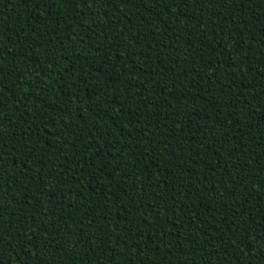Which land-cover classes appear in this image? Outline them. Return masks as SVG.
<instances>
[{
	"label": "trees",
	"instance_id": "obj_1",
	"mask_svg": "<svg viewBox=\"0 0 264 264\" xmlns=\"http://www.w3.org/2000/svg\"><path fill=\"white\" fill-rule=\"evenodd\" d=\"M0 264H264V0H0Z\"/></svg>",
	"mask_w": 264,
	"mask_h": 264
}]
</instances>
